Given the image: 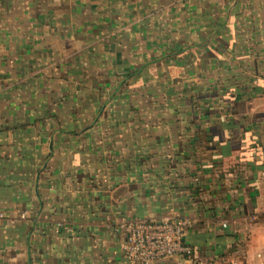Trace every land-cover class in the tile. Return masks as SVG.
Listing matches in <instances>:
<instances>
[{
    "label": "crops",
    "instance_id": "crops-1",
    "mask_svg": "<svg viewBox=\"0 0 264 264\" xmlns=\"http://www.w3.org/2000/svg\"><path fill=\"white\" fill-rule=\"evenodd\" d=\"M0 264H264V0H0Z\"/></svg>",
    "mask_w": 264,
    "mask_h": 264
},
{
    "label": "built area",
    "instance_id": "built-area-1",
    "mask_svg": "<svg viewBox=\"0 0 264 264\" xmlns=\"http://www.w3.org/2000/svg\"><path fill=\"white\" fill-rule=\"evenodd\" d=\"M0 218H4L3 213ZM192 226L193 220L180 214L136 221L129 225L131 232L122 249L130 264H156L180 256H192L193 248L186 242V234ZM225 264L240 262L231 259Z\"/></svg>",
    "mask_w": 264,
    "mask_h": 264
},
{
    "label": "water",
    "instance_id": "water-1",
    "mask_svg": "<svg viewBox=\"0 0 264 264\" xmlns=\"http://www.w3.org/2000/svg\"><path fill=\"white\" fill-rule=\"evenodd\" d=\"M156 264H175V263H172V262H158Z\"/></svg>",
    "mask_w": 264,
    "mask_h": 264
}]
</instances>
